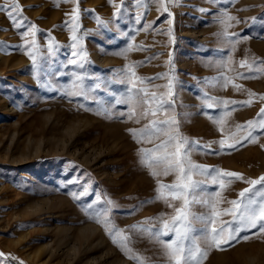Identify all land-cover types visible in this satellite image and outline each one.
Returning a JSON list of instances; mask_svg holds the SVG:
<instances>
[{"label":"rangeland","instance_id":"rangeland-1","mask_svg":"<svg viewBox=\"0 0 264 264\" xmlns=\"http://www.w3.org/2000/svg\"><path fill=\"white\" fill-rule=\"evenodd\" d=\"M163 2L168 12L153 17L149 0H141L139 6L136 0H15L26 18L24 26L16 29L7 17L13 0H0V57L10 59L0 60V253L4 254L0 264H110L115 258L121 264H139L96 223V217L104 214L129 237L131 255L146 264H167L162 246L132 226L159 228L161 218L175 214L173 207L157 199V188L158 181L175 183L177 173L164 175L160 166L155 168L159 175L152 176L153 169L141 163L139 150L154 149L177 130L190 142H198L187 146L191 163L209 170L208 174L193 171L192 179L201 182L197 198L219 192L218 208L226 209L231 207L228 201L239 199V192L250 187L245 181L264 176V129H253L255 143L244 141L222 151L218 143L248 131L237 126L264 119L259 115L264 107L260 99L264 96V0ZM73 9H78V27L72 22ZM222 11L235 19L227 20ZM222 19L229 25L226 29ZM32 25L35 35L23 36ZM201 27H206L208 36L197 31ZM225 31L230 39L222 35ZM29 52L36 56V64ZM184 56L193 68L180 66ZM13 60L20 63L11 65ZM169 60L172 65L167 70ZM78 76L82 81H77ZM74 83H82L86 95H68ZM249 92L255 95L250 97ZM152 93L157 102L164 101L156 116H140L147 105L116 103L129 96L150 100ZM226 100L252 102L226 105ZM151 107L155 109L156 103ZM129 112H134L131 119ZM70 117L87 121L73 122V130L68 127ZM152 120L176 123L158 124L161 131L152 135L151 142L134 139L129 129H143ZM59 138H65V144ZM172 150L169 145L168 151ZM218 169L240 173L244 179L225 177L221 189L219 183H212ZM73 178L79 183H68ZM85 187L87 194L72 198L71 192L79 194ZM35 201L40 204L33 210L27 207ZM170 203L179 207L181 201ZM190 211L201 216L209 209L192 203ZM85 224L95 232L79 243L72 230ZM194 227L199 234L203 225L195 222ZM253 232L256 229L241 235ZM71 245L77 254L68 261L65 254ZM200 245L206 247L202 240ZM39 246L44 249L29 258ZM203 264H264V237L235 243L224 251L213 249Z\"/></svg>","mask_w":264,"mask_h":264},{"label":"snow or ice","instance_id":"snow-or-ice-1","mask_svg":"<svg viewBox=\"0 0 264 264\" xmlns=\"http://www.w3.org/2000/svg\"><path fill=\"white\" fill-rule=\"evenodd\" d=\"M65 2H67V0H65ZM158 3V11L162 9L163 12H168V7L165 5L163 0H158ZM136 4L139 6L141 4V0H136ZM7 7L8 5L4 6L5 9ZM22 11L23 10L19 7V5L15 3V0H13L11 10L7 11V17L16 29H20L24 26V20H26V18L20 15L22 14ZM119 11L120 9L117 8V12ZM73 13L72 22L75 27H78L75 23L79 18L78 9H73ZM169 15H171V13H169ZM221 16L226 17L227 20L235 19L234 17L229 16L225 11L221 12ZM139 19L140 17H137V22H139ZM221 23L225 25V29L229 26L223 19L221 20ZM75 27L73 28L72 36V39L74 40L76 39ZM147 27L148 26L146 25L145 29ZM36 31L37 29L35 25H32L29 30L22 35L28 36L31 34L34 36ZM169 35H171V30H169ZM222 35H224L226 39H230L227 31L223 32ZM35 43V40H32L33 46ZM28 55L32 59L33 64H36V56L31 52H29ZM170 62L171 61H169V63ZM72 63H76V61L73 60ZM241 65H244L243 61H241ZM132 75L135 76V73L133 72ZM82 79V77H77V81H82ZM133 87H135V84H133ZM234 87L239 88L240 86L234 85ZM168 88V95L171 96L172 85L169 84ZM67 94L70 96L86 95L84 93L82 83H74L72 90H70ZM253 95L255 94L249 92L250 97ZM144 96L147 97L148 93L144 92ZM260 99L264 100V96H261ZM251 102V100L244 102L226 100L223 103L226 105L229 103H244L250 105ZM116 103L147 105L148 107H145L140 113L141 117L147 118L149 115L156 116L163 107L164 101L160 98L159 102H157L156 94L152 93L150 100L129 96L126 99L117 100ZM153 103H156L155 109L151 107ZM209 107H211V105H209ZM121 115H123V113H121ZM133 115L134 112H129V119H131ZM259 115L264 117V107L260 109ZM136 122L139 123V119H137ZM175 123V120H165L159 122L152 120L149 125H146L143 129H129V131L133 138L137 139L138 142L141 137H144L148 140V142H151L152 135L161 131L158 124ZM241 127H246L248 129L246 134L243 136L233 134L225 139H221L218 142L221 151L225 147L235 148L237 144L244 141L255 143L256 139L253 136V129L257 127L259 129H264V119H260L258 122L249 120L246 122V125L237 126L238 129ZM189 144H198V142H190L186 137L180 136L177 130L175 134H169V139L156 145L154 149L142 148L139 150L142 155L141 163L147 165L150 169H153L151 172L152 176L156 177L159 175L155 168L160 166H163L164 175H168L171 171H175L177 173L175 183L168 185L159 183L158 181L157 188V199H163L169 207H173L175 214L170 219L161 218V226L159 228H144L141 225L132 226L134 229H139L141 235L147 234L150 239H155L162 246L164 256L167 258V264H203V261L207 258L209 252L213 249L224 251L229 247H234L235 243L247 241L253 237H264V187L256 189L257 185H264V176H261L259 179L245 181L250 185V187L239 192V199L228 201L231 205L229 208H218V205L222 203L219 199V192L206 193L199 198L195 195L196 190L200 188L201 182L192 179L193 171L199 169L201 174H208L209 170L200 165L191 163L188 157L187 146ZM169 145H172V151H168ZM207 147L211 148V145H208ZM161 150L163 151L161 152ZM214 171L216 174L212 176V183H219L221 189L225 187V177L235 178L236 180L244 179L243 175L237 172L219 169ZM228 182H230V180ZM68 183H79V179H70ZM87 192L88 188L85 187L79 194L71 192L70 195L73 199H79L80 196L87 194ZM170 200L181 201V204L179 207H174L170 203ZM192 203H200L208 207V214L194 216L190 211V205ZM89 208H91V205H89ZM224 216H230L231 219L224 220ZM195 222H199L203 225V227L199 230V234H195L197 233V229L194 227ZM96 223H99L104 227L105 231L112 237L114 243L119 242V246L126 254L129 255V258L138 260L139 264H146V261L142 260L139 256L131 255V249L128 248L127 245L129 237L114 228V225H112L107 214H104L102 218L96 217ZM252 229H256V232H253L251 235H241V233L250 232ZM170 235L173 237L170 241L162 239V237ZM201 240L204 242L206 247H201ZM3 255V253H0V256ZM20 264H23V262H20Z\"/></svg>","mask_w":264,"mask_h":264},{"label":"bare ground","instance_id":"bare-ground-1","mask_svg":"<svg viewBox=\"0 0 264 264\" xmlns=\"http://www.w3.org/2000/svg\"><path fill=\"white\" fill-rule=\"evenodd\" d=\"M150 1V10H151V15H153V17L154 16H158L160 13H161V11H162V9L161 10H159L158 11V3H157V1L156 0H149ZM218 1V0H217ZM245 1H247V0H245ZM244 0H243V2H245ZM251 1V0H250ZM253 1V0H252ZM221 3V2H220ZM106 13V12H105ZM104 17H105V15H104ZM216 23H220V22H216ZM103 27V26H102ZM187 27V26H186ZM213 27V26H212ZM189 31H190V33L191 34H195V30H194V28H192V27H188L187 28ZM206 27H201V28H199V29H197V31H199V32H202V34H203V36L205 37V36H208L207 34H206ZM189 31H186V32H189ZM79 34V33H78ZM77 37V36H76ZM76 40V39H75ZM76 44V43H75ZM189 45V44H188ZM190 47L192 48V46L190 45ZM85 49V48H84ZM74 55V54H73ZM188 56V55H187ZM187 56H184V57H182L181 59H179L180 60V62H179V64H180V66H183V67H190V68H193V66H192V62H191V60L187 57ZM107 59H109V57L108 56H105V58H104V60H107ZM0 60H2V61H4L5 63H8V62H10V59H8V58H4V57H0ZM170 61V60H169ZM18 63H20V61H15V60H13V62H12V64L11 65H13V64H18ZM171 65H172V63L170 62H168V64L166 65L167 66V70L169 69V68H171ZM121 66V65H120ZM164 72V71H163ZM169 79H171V77H169ZM172 97V96H171ZM44 115V114H43ZM45 116H46V114H45ZM44 116V120H43V123L45 124V123H47L48 122V115H47V117H45ZM68 120V127L69 126H71V128L73 127L72 125H73V122H75V121H77V122H83L84 124H86V121H87V119H83V118H81V119H76V118H71L70 117V119H67ZM67 127V128H68ZM69 129V131H71L72 129L74 130V128H72V129ZM72 130V131H73ZM44 133V132H43ZM58 141V140H57ZM59 141L61 142V144H65V142H66V139L65 138H59ZM60 144V143H59ZM62 146V145H61ZM8 152H9V150H7ZM38 204H40V202L39 201H35V203L34 204H28L27 205V207L28 208H30V209H32L33 210V208H35ZM61 232H63V231H61ZM91 232H95V229H94V227H92L90 224H85V225H83V226H78V227H74V229L72 230V237L76 240V241H79V243H82L85 239H88L89 237H90V233ZM63 233H65V232H63ZM44 248H43V246H39L37 249H35V252H34V254L32 255V256H30L29 254H28V256H29V258L31 257L32 259L33 258H35V255H36V252H39L40 250H43ZM108 250H111L112 248H110V246L107 248ZM70 250V251H69ZM75 246H72L71 245V247H68V250H67V253L65 254V257L67 258V260L68 261H71L75 256H76V254H77V252H75ZM113 250V249H112ZM74 251V252H73ZM108 252V251H107ZM121 264L122 263V261L120 260V259H118V258H115L114 259V261L112 262H110V264Z\"/></svg>","mask_w":264,"mask_h":264}]
</instances>
